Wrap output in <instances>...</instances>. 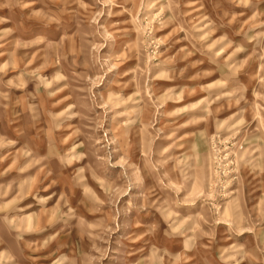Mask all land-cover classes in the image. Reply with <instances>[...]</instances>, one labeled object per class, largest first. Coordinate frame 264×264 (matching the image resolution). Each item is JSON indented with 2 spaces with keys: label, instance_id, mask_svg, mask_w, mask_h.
<instances>
[{
  "label": "rangeland",
  "instance_id": "374dc122",
  "mask_svg": "<svg viewBox=\"0 0 264 264\" xmlns=\"http://www.w3.org/2000/svg\"><path fill=\"white\" fill-rule=\"evenodd\" d=\"M0 264H264V0H0Z\"/></svg>",
  "mask_w": 264,
  "mask_h": 264
}]
</instances>
